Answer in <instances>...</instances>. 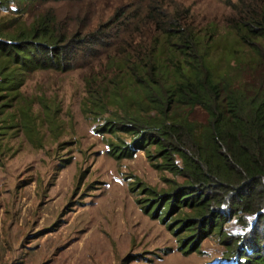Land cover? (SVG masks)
<instances>
[{"label":"trees","instance_id":"1","mask_svg":"<svg viewBox=\"0 0 264 264\" xmlns=\"http://www.w3.org/2000/svg\"><path fill=\"white\" fill-rule=\"evenodd\" d=\"M11 6L32 20L0 26V88L39 68L87 69L82 110L130 137L112 143L115 156L153 146L185 181L147 189L145 211L156 216L161 202L190 210L181 219L190 251L232 217L252 216L216 264H264V0H240L223 49L225 35L191 27L160 0H0Z\"/></svg>","mask_w":264,"mask_h":264},{"label":"rangeland","instance_id":"2","mask_svg":"<svg viewBox=\"0 0 264 264\" xmlns=\"http://www.w3.org/2000/svg\"><path fill=\"white\" fill-rule=\"evenodd\" d=\"M160 2L191 27L225 35L217 48L232 42L229 18L238 16L240 0ZM31 14L0 8V26L14 32ZM85 74L39 68L23 72L15 89L0 88V264L219 262L254 217H232L221 235L213 231L187 250L192 236L181 219L190 210L161 202L153 216L143 207L147 189L169 193L184 179L162 168L153 146L115 156L112 143L130 137L82 110Z\"/></svg>","mask_w":264,"mask_h":264}]
</instances>
